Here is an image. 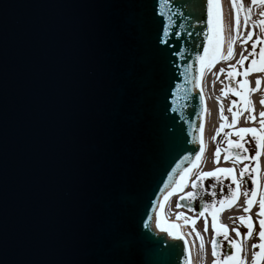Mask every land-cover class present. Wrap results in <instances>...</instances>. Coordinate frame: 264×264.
I'll list each match as a JSON object with an SVG mask.
<instances>
[{
	"label": "water",
	"instance_id": "obj_1",
	"mask_svg": "<svg viewBox=\"0 0 264 264\" xmlns=\"http://www.w3.org/2000/svg\"><path fill=\"white\" fill-rule=\"evenodd\" d=\"M124 3L0 0V264H95L108 258L111 243L101 225L119 187L125 193L122 228L131 240L126 264H185L181 236L188 243L187 264H193L185 229L178 226L175 239L156 232L159 204L148 201L152 192L160 198V189L167 188L161 181L169 179L174 160L188 164L172 148L175 137L199 150V90L189 85L192 98L181 99L156 128L146 107L130 112L138 99L127 71L136 39L125 26ZM219 3L224 53V0ZM189 31L187 45L195 41L202 52L203 36ZM137 55L144 88L154 89L152 58ZM193 55L185 53L186 59ZM169 59L174 87L183 83V62ZM163 95L139 100L158 110ZM165 125L174 131L165 132ZM149 216L145 229L140 221ZM141 232L163 235L174 249L159 248Z\"/></svg>",
	"mask_w": 264,
	"mask_h": 264
},
{
	"label": "snow or ice",
	"instance_id": "obj_2",
	"mask_svg": "<svg viewBox=\"0 0 264 264\" xmlns=\"http://www.w3.org/2000/svg\"><path fill=\"white\" fill-rule=\"evenodd\" d=\"M257 2L261 7H264V0H252L251 6H256ZM206 5V19L203 15ZM123 7L126 10L125 13V26L127 30L136 39V50L134 56L131 58L127 71L132 73L129 79V87L133 89L136 93L138 99L134 100L130 105V112L135 113L140 111L142 108L146 107L153 117V126L156 128L160 121L168 119V113L176 112V104L182 99L188 101L191 97L192 88L189 85L194 86L199 90V99L201 112L199 114L200 118V129H203V111H204V95L203 89L201 87V74L204 68H210L218 59H230L233 55V41H229L227 54L225 55L221 51V32H222V10L219 0H152L151 5H149L146 0H125ZM231 8L233 13L234 31L239 26L240 15L244 13V24L246 27L249 25L250 8L246 11L242 5L237 3V0H231ZM261 19L252 22V27L259 26L262 33H264V11L260 13ZM198 26H204L198 28ZM189 28H195L203 36L202 48L203 51H196L195 41L191 47L187 45V39L192 36V32ZM253 31L250 27L247 31V35L242 37L240 42L242 45L247 44L251 41V51L248 55L241 53L240 58L236 61L235 65H228L226 78H231L235 80L237 76L245 77L251 72H264V37L256 36L253 39ZM259 45V54L257 56L256 49ZM186 51L194 52L191 59H186ZM138 53H147L152 58V65L150 66V71L154 76V89L145 90L143 81L145 78V72L137 71L136 66L142 64L138 62ZM171 55L176 56L180 61L183 62V71L179 72V75L183 77V83H175L174 87L170 85L174 83L175 73L173 72V61L169 59ZM245 61H248V65L245 68ZM181 65H175L176 69L179 70ZM239 66L240 70H237ZM225 69H221L220 72H224ZM217 77L219 73L216 74ZM238 88L229 87L225 89L222 87L220 89L221 95H226L231 92L233 96L239 98L241 105L246 108L249 113V119L255 120V116L251 115L253 108L251 107L250 101L248 99L247 93L249 91H256L259 88L260 80L256 81L257 88L249 89L248 81L246 79H240L237 81ZM157 91H162L163 96L160 99L163 103L157 110L153 104L140 103L139 98L144 96L153 97L156 95ZM171 98V102L169 100ZM194 99V98H193ZM236 101H232L235 104ZM261 105H264V99L260 101ZM187 104H181L180 108H186ZM229 111L232 114V124L227 125L232 127L237 122L238 113L232 111L231 106ZM220 126L216 129V134L226 126L224 121L226 117L223 114V108L220 110ZM260 116V128H239L236 129L234 135L243 139L245 134H250L255 142V154L252 156L247 155V149L240 142V140L232 141L228 140V147L224 150V160L228 161L230 154L233 155L235 162H241L244 160L258 161V157L261 154V149L264 148V111L259 113ZM183 120V115L180 116ZM188 123V121H185ZM174 131V129L168 128L165 125V132ZM213 140L216 139L214 135ZM191 143L186 138L176 136L172 142V148L179 157V160L188 161L186 167H181L178 161L176 162V167L172 168L171 171L167 172L166 175L169 179H162V183L167 185V188H161L160 192L163 195V199L157 197L156 192H152L149 197V204L155 206L158 203L161 207L163 206L164 200H167L174 192H180L182 195L178 197L177 207H181L180 201L188 200L193 201L198 199V190L202 189L206 194L211 195L213 198L216 197L217 193L215 189L217 184L213 182L204 189L203 185L200 183L203 178L211 177L214 181H218L221 176H227L230 179V184L225 195V190L223 186L220 187L219 199H213L210 203H204L201 201V206L199 208V216L205 217V231H207V213L211 217L212 231H213V241H212V255L214 257L212 264H246V262L238 255V250L240 249L239 239L241 233L238 228H233L232 231L235 233L237 239L228 240L231 252L229 255L223 257V259H216L217 256V242L215 240V235L218 233L227 238V226L217 223L218 213L222 212L225 208L231 207L235 204L239 192L240 183L235 175L234 168H215L211 171H201L195 176V179L188 180L189 174L194 167H197L198 161L200 160L201 154L204 151V143L201 138L199 141V151L189 149L186 144ZM239 149L240 152L231 153V149ZM194 152V157L192 153ZM181 153H188V155H181ZM243 153V154H241ZM220 155V148L217 147L213 153L216 158L214 162L218 163V158ZM180 169L179 174L174 176L173 174ZM248 164H244L243 168L240 169V179L243 180L245 174L248 172ZM258 165L253 166L251 172L253 173L249 176L251 180V189H245L244 191V204L245 207L243 211L248 213L250 211L251 205L258 202L259 210L257 212L259 232L258 240L259 242L252 245V264H261L264 261V191L258 193V180L255 175L258 172ZM171 181V183L169 182ZM190 183L192 191L183 192V188ZM246 183V181H245ZM231 185H236V188H232ZM159 187V184L157 185ZM171 189V191H169ZM115 200L114 209L105 217L102 225L101 231L104 236L111 243V252L108 258L100 259L95 262V264H126L124 255L131 250V240L128 238L127 234L122 228L125 210L123 208V199L125 196L124 191L119 187L113 194ZM257 196L258 201H257ZM151 197H157L154 202ZM190 211H195L194 208H190ZM147 215V213H145ZM177 219L182 215L177 213ZM156 227L162 232L166 233L170 238H177L178 234L175 229L178 227L176 224L162 225L160 220V213H156ZM238 221L247 228V232L244 234V239L251 236L253 224L250 216H239ZM151 217L147 220L141 218L140 224L143 228L147 229L150 224ZM194 223V221H193ZM141 238L152 240L155 244L164 250L174 249V245L169 243L168 240L161 236H154L148 232H141ZM183 239V237H179ZM197 238L200 239L199 233H197ZM203 249V244L201 243V250ZM258 249V250H257ZM189 255V248L187 241L184 242L183 256L185 264H187V258Z\"/></svg>",
	"mask_w": 264,
	"mask_h": 264
},
{
	"label": "flooded vegetation",
	"instance_id": "obj_3",
	"mask_svg": "<svg viewBox=\"0 0 264 264\" xmlns=\"http://www.w3.org/2000/svg\"><path fill=\"white\" fill-rule=\"evenodd\" d=\"M232 21H233V13H232ZM232 24H234V22H232ZM247 31L244 32V36L247 35ZM256 36L264 37V33L261 32L259 26H257V33L253 35V39H255ZM241 38L237 39L238 42H239V45H240V48H239L240 53H243L244 55H248V52L252 50L251 49V41H249L245 45H242L241 42H240ZM258 50H259V45H258V47L256 49L257 56H258ZM235 64H236V62L235 63H227V64H225V68H221V69H225V71H226V70H228V65H235ZM247 65H248V61H245L244 67L246 68ZM221 69L219 68V70L216 71V74L217 73H221L220 72ZM237 70H240L239 66H237ZM225 71H224V73H225ZM258 75H259L258 77H254L252 83H248L249 89H256L257 88L256 81H257L258 78L260 80L259 88L256 90V91L259 92L257 101L255 103H253V104L250 103L251 107L253 108V112H252L251 115H254L256 117L255 120L249 119V113L247 112L246 108H244L241 105L240 100H239L238 97L233 96L232 94H229V92L227 93V96H226L227 109L225 111V114H228L227 125H231L232 124V114L229 111V107L231 106L232 111H236L237 113L240 112V111L242 112V114L244 116V120H245V125L246 126L240 127L236 123L235 125H232V127H228L224 123L226 126L219 132V134H216V132L213 133V136L214 135L216 136V139L213 140V146L215 147V149L217 147H219L220 151L223 152L222 155H224V148L227 147L228 140H232V141L240 140V137L232 134V133L235 132L236 129H239V128H256V129H259L260 128V123H259L260 116H259V113L261 111H264V105H261V103H260V101L262 99H264V75H261L259 73H258ZM242 78L245 79L246 76L245 77H240V76L236 77V80H235L236 86L235 87L238 88L237 81H239ZM224 87H225V89L228 88L226 85ZM248 93H247V96H248ZM232 101H236V103L232 104ZM220 124H221V122L219 123V126H220ZM240 142L248 150L247 151V155L248 156H252V155L255 154V142L252 139L250 134H245L243 139L240 140ZM262 149L264 150V148H262ZM262 149H261V151H262ZM241 154H243V153H241ZM232 157H230L229 159L231 160V164H233V166L232 167H228V168H234L235 175L237 176V179H238V181L240 183V192H239V196H238L235 204L232 205L231 207L225 208L223 211L233 209L235 207V205L237 204V202H239V198L240 197H241L240 198V204L241 205H240V207L238 209V212L236 214H234V215L228 214L227 219H222L221 218L222 216L221 217L219 216L221 214V212L218 213L217 223L218 224L222 223V224L227 226V238H225V236L220 235L218 233L215 235V240L217 242V246L220 247L219 255L217 256L216 259H221L222 260L224 256L230 254L231 249L229 247L228 240L237 239V237H236L235 233L232 231V229L233 228H238L240 233H241V237L239 239L240 249L238 250V255L240 253L242 245H246L248 247V249L251 251L250 252V264H252V252H253L252 245L259 242L258 235H257L258 232H259V224H258L259 217L257 216V212L259 210V205H258V202L253 203L251 205L250 211L248 213H245L243 211V209L245 207V204H244V200H245L244 191H245V189H247L250 192L251 180L249 179V176H251L253 174L251 172L252 167L253 166H257V165H258V169L259 170H258V172L255 175L257 176V180H258V193L261 192V191H264V160H263V163H262V167L259 168L258 161L244 160V161H241V162H235L234 158H232ZM244 164H248L249 170L245 174L244 179L241 180L240 176H239V173H240V169L243 168ZM201 171H205V170L204 169H199L198 172H201ZM196 174L194 175L193 179H195ZM245 181H246V183H245ZM213 182H215L217 184V188L215 189L217 195H216L215 198H213L209 194H206L202 189H200L197 192L198 199L194 200V205H192L190 203V201L184 200V201H181V203H186L189 207L188 206L177 207V200H178V197L180 196V195H178L175 198L174 202H173L174 208L170 209L169 210L170 213H168L169 215H171V214L172 215H176L177 213H181L182 215H185L186 218H187L186 219L187 221L186 222L183 221L182 223H187L188 221L192 220V222L187 223V225H188L187 233L191 236L192 239H195V240H198V241H200L201 239L206 237L207 243H208L209 246H210L211 242L213 241L212 222H211V217L207 213H205V216L207 217V231H205L204 230L205 229V217H200L199 216V208L201 206V201H203L204 203H208L210 205V203H211V201L213 199L218 200L219 196H220V187L221 186H223V188L225 190V195H226L228 187H229V184H230V179L227 176H221L218 181H214V178L205 177V178L202 179V181L200 183L203 185V188L206 189ZM231 187L232 188H236V185H231ZM188 191H192L191 186L187 190V192ZM258 198L259 197L257 196V201H258ZM190 208H194L195 211H190L189 210ZM252 212H253V214H252ZM239 216H250L251 217V221H252V224H253V229H252L251 236L249 238H247V239H244V234L248 230H247V228L244 225H242L238 221L237 218ZM223 220H226V222L223 221ZM193 221H194V223H193ZM197 233H199L200 239L197 238ZM227 246L229 247L228 252L226 251V247ZM213 259L214 258L211 259V264L213 262Z\"/></svg>",
	"mask_w": 264,
	"mask_h": 264
},
{
	"label": "bare ground",
	"instance_id": "obj_4",
	"mask_svg": "<svg viewBox=\"0 0 264 264\" xmlns=\"http://www.w3.org/2000/svg\"><path fill=\"white\" fill-rule=\"evenodd\" d=\"M250 1H246L245 7H248ZM256 5L260 9H263L259 5V2ZM252 5V3H250ZM232 8H231V0H224V54H227V49H228V43L229 41H233V55L232 57L236 58L235 56L238 55V45L237 42L234 39H239L240 35H242L245 31L248 30V27L252 25V22L255 21V17L251 16L249 17V25L248 27L243 25H239L238 28L234 31V24H232L231 20V13ZM234 34H236V37H234ZM238 41V40H237ZM221 59L220 61H216L210 68H204L203 73H202V89H203V95H204V111H203V129L199 131V141L202 138L203 143H204V151L201 154L200 160L198 161L197 167H194L188 177V180L190 181L193 179L194 175L199 171V169H204L205 172L206 170L209 169H215V168H228L230 167L227 165V163H231V160L229 159L228 161L224 160V155H219L218 158V163L213 161V153L215 151V148H213L212 145H210V136L213 133V131L217 127V122L219 119L218 112L221 107L224 109L226 108L225 102L219 103V98L217 96V92L219 90V86H216V82L214 80V75H216V70L218 67L223 64V61H229L231 59ZM260 74V73H259ZM229 80V79H228ZM227 80V81H228ZM232 81V79H231ZM236 83H230L229 87L232 88H237L235 87ZM227 89V88H226ZM231 94V92H229ZM258 91H250L249 93V101L250 103L256 102L258 98ZM223 100V99H222ZM239 118H242L241 112H239ZM200 128V127H199ZM228 147V143H227ZM226 147V148H227ZM224 148V150L226 149ZM239 152V149H231V153H237ZM199 151V150H198ZM223 152L220 151V154ZM225 154V152H224ZM207 156L208 159H207ZM233 155L230 154L229 158L232 157ZM234 158V157H232ZM187 166V165H186ZM185 166V167H186ZM190 183H188L184 188L183 192H187V190L190 188ZM171 191V189H169ZM182 193L180 192H174L171 196L168 197L167 200H164L163 206L161 207L160 205L158 206V212L160 213V220L162 222V225H168V224H176L177 226H181L185 229V231H188V225L187 223L192 222V220L188 221L187 223H182L183 221L186 222L187 218L185 215H181L179 219H177V215H169L170 209L174 208L173 202L175 198L178 195H181ZM241 198V197H240ZM240 198L239 202L235 205V207L231 210H225L222 211L221 214L219 215L222 219H227L228 214L234 215L238 212V209L240 207ZM160 199H163V195H160ZM192 205H194V200L190 201ZM253 211V210H252ZM254 212V211H253ZM252 212V214H253ZM157 220V219H156ZM226 222V220H223ZM192 225V224H191ZM155 231L161 232L156 226H155ZM188 234V233H187ZM189 235V234H188ZM190 241H191V252H192V263L193 264H211V257L210 254L208 253V248L209 245L207 243L206 237L201 239L200 241L192 239L191 236ZM201 243L203 244V249L201 250ZM229 247H226V251L228 252ZM220 247L217 246V253L219 255ZM250 250L243 246V251L241 254V258L246 262V264H250ZM264 264V261L261 263Z\"/></svg>",
	"mask_w": 264,
	"mask_h": 264
},
{
	"label": "rangeland",
	"instance_id": "obj_5",
	"mask_svg": "<svg viewBox=\"0 0 264 264\" xmlns=\"http://www.w3.org/2000/svg\"><path fill=\"white\" fill-rule=\"evenodd\" d=\"M235 36H236V34H235ZM241 36V35H240ZM235 41H236V39H234Z\"/></svg>",
	"mask_w": 264,
	"mask_h": 264
}]
</instances>
